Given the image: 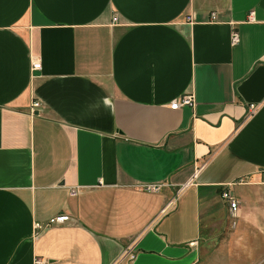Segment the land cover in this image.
I'll use <instances>...</instances> for the list:
<instances>
[{"label":"crops","instance_id":"0c3cea01","mask_svg":"<svg viewBox=\"0 0 264 264\" xmlns=\"http://www.w3.org/2000/svg\"><path fill=\"white\" fill-rule=\"evenodd\" d=\"M262 170L264 0H0V264H199L264 240Z\"/></svg>","mask_w":264,"mask_h":264},{"label":"rangeland","instance_id":"374dc122","mask_svg":"<svg viewBox=\"0 0 264 264\" xmlns=\"http://www.w3.org/2000/svg\"><path fill=\"white\" fill-rule=\"evenodd\" d=\"M233 233L230 229L223 238L202 241L199 264H264V240H239Z\"/></svg>","mask_w":264,"mask_h":264},{"label":"built area","instance_id":"2783aa9c","mask_svg":"<svg viewBox=\"0 0 264 264\" xmlns=\"http://www.w3.org/2000/svg\"><path fill=\"white\" fill-rule=\"evenodd\" d=\"M248 18L250 19V15L248 16ZM115 17L112 18V22L115 21ZM237 42V35L235 32L231 33L230 36V43L235 44ZM30 69L31 70H38L39 69V63L34 61L31 63L30 65ZM194 105V97L192 93H186L183 94L181 96L178 97V99L174 100L171 102V104L169 105V109L170 110H176L177 108L180 107H193ZM40 106V103L37 101H32L30 103L29 109H28V113L30 115H34L36 112V109ZM257 109V105L254 104H248L247 108H246V113H245V117H249L250 115H252ZM203 167V164H200L199 166L196 167V170H199ZM262 175H263V181H264V170L261 171ZM196 174V173H195ZM195 174L193 176H195ZM192 184V178H190L188 181H186L181 187H180V191L187 188L188 186H190ZM141 189L145 192H157L159 189V185H155V184H146L143 185L141 187ZM76 193V190H70L69 194L73 195ZM220 198L227 204L228 207V211L230 214H233L236 210L237 207V202L235 201V199L228 193V191H222L220 194ZM170 202L166 204V206L161 210V213L163 214L165 212V209H167L168 206H170ZM68 220V217L65 214H59L53 217H50L45 223L43 224H38L35 223L33 225V228L41 231L43 229L49 228L53 225H57V224H62L64 222H66ZM123 259H127L128 261L132 260L134 257L133 254V250L132 248H128L124 251L123 253Z\"/></svg>","mask_w":264,"mask_h":264}]
</instances>
